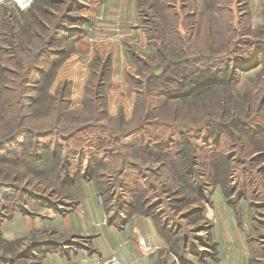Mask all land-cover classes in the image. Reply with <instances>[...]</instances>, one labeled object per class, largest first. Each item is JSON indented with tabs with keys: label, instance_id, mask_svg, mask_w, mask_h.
<instances>
[{
	"label": "rangeland",
	"instance_id": "1",
	"mask_svg": "<svg viewBox=\"0 0 264 264\" xmlns=\"http://www.w3.org/2000/svg\"><path fill=\"white\" fill-rule=\"evenodd\" d=\"M76 1L36 0L25 9L0 2V141L27 130L0 143V223L16 211H62L73 204V182L94 178L112 216L123 210L154 220L165 240L154 264L218 257L211 213L220 203L226 223L256 241L251 259L262 264L264 0L252 9L250 0H152L156 11L138 9L128 24L145 29L146 44L124 40L134 68H121L114 90L113 55L96 46L94 29L111 18L93 19L91 0ZM112 25L121 36L122 25ZM65 26L75 27L68 55L58 65L36 60L43 46L59 51ZM85 35L95 52L79 53L85 65L72 59L62 68ZM108 56L99 103L98 60ZM191 79L208 86L188 97L172 91ZM26 241L0 233V264H38L39 251L57 244Z\"/></svg>",
	"mask_w": 264,
	"mask_h": 264
},
{
	"label": "crops",
	"instance_id": "2",
	"mask_svg": "<svg viewBox=\"0 0 264 264\" xmlns=\"http://www.w3.org/2000/svg\"><path fill=\"white\" fill-rule=\"evenodd\" d=\"M89 3L94 13L88 15L93 19L99 16L103 18L104 14L111 18L106 23L100 22L102 26L94 29L97 36L96 46L101 52L113 55V90L118 89L119 86L115 83L118 79L117 73L124 67L134 68V63L124 51V40L134 41L142 47L146 44L145 29L137 24L128 26L140 18L139 0H91ZM249 4L252 9L257 3L250 0ZM105 19L108 20L106 16ZM116 22L123 27L121 36L110 33L112 24ZM75 44L76 50L67 58L62 68L72 59L85 65L80 61L79 53H88L91 56L95 52L90 38L86 35ZM65 76L76 81L72 75ZM74 85L76 86V82ZM114 107V103L109 106L110 110ZM73 183V204L70 207L59 212L44 207L37 214L13 212L0 223L1 237L8 242L19 239L26 241L32 237L40 240L39 242L56 241V246L48 248L46 245L39 251L41 259L38 264H95L113 255L119 257L124 264H154L158 261V251L161 246H165V240L150 216L123 210L120 215L112 216L113 211L105 209L97 180L79 177ZM221 205L220 203L219 209L214 208V205L211 213V216L218 219L211 229L212 238L217 243L218 257L214 260L210 258L209 264H253L252 249L257 244L256 241L250 240L239 224L226 223ZM47 233L50 235L47 236ZM255 258L260 261V257ZM262 260L264 264V253Z\"/></svg>",
	"mask_w": 264,
	"mask_h": 264
},
{
	"label": "trees",
	"instance_id": "3",
	"mask_svg": "<svg viewBox=\"0 0 264 264\" xmlns=\"http://www.w3.org/2000/svg\"><path fill=\"white\" fill-rule=\"evenodd\" d=\"M77 1L80 2V0H77ZM77 1H76V4L78 5ZM81 1H83V0H81ZM142 7H144L145 10H143L144 8H142ZM139 9H140V12L143 14L145 13V11L152 13V10L156 11V3L152 0H139ZM59 27H60V25H59ZM71 31H75V27L72 26L69 28V27L65 26V27L59 28V51L56 49H52L50 47L51 44L46 45V46H43L42 48H40L36 52L35 59L38 60L40 58H44V59L49 58L50 61L56 62L58 65L59 64L58 62H60L62 60V58H64L66 55H68V54H66V51H68V49H69V46H66L68 43V38L75 35V32L70 33ZM58 54H59V59L56 58V56ZM99 62L103 63V68L101 70V75L98 77L99 81L96 83V89H97L96 90V97H97L98 102L101 103L100 98H101V96L104 95V94H102V91H103V86H104V82H105V77H106L108 70H109V64L111 65V59L108 56L102 60L99 59L98 63ZM162 77L164 80V76H162ZM156 78H160V77L157 76ZM201 82H203V81L198 82V81H195V79H191V80H189L188 84H184L181 87L176 86L174 89H172V91L173 92H179L181 90H184V92L182 91L183 93H181L180 95L188 97L190 95L198 93L200 90L205 88V86H208V85H205L204 87H201L200 85H198ZM187 85H188V87H186ZM149 91L153 92L152 90H149ZM160 94H168V93L162 92ZM23 131H27L26 128L25 129L21 128L20 130L14 132L10 136L5 137L3 140L0 141V143L5 144L8 142H11L12 140H15L17 138V136H19ZM31 133H33V132H31ZM38 244H40V243H38V241H35L34 243L28 245L24 252L29 253L30 251L35 250V248L37 247Z\"/></svg>",
	"mask_w": 264,
	"mask_h": 264
},
{
	"label": "built area",
	"instance_id": "4",
	"mask_svg": "<svg viewBox=\"0 0 264 264\" xmlns=\"http://www.w3.org/2000/svg\"><path fill=\"white\" fill-rule=\"evenodd\" d=\"M35 0H0V2H12L16 3L21 9L28 8L34 3ZM95 264H124L122 260L116 255L104 258L102 260L97 261Z\"/></svg>",
	"mask_w": 264,
	"mask_h": 264
}]
</instances>
